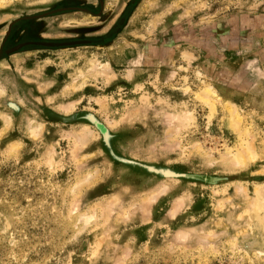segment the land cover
I'll list each match as a JSON object with an SVG mask.
<instances>
[{"label":"rangeland","instance_id":"rangeland-1","mask_svg":"<svg viewBox=\"0 0 264 264\" xmlns=\"http://www.w3.org/2000/svg\"><path fill=\"white\" fill-rule=\"evenodd\" d=\"M62 1L0 0V46ZM47 25L89 43L0 53V264H264V0Z\"/></svg>","mask_w":264,"mask_h":264},{"label":"flooded vegetation","instance_id":"flooded-vegetation-1","mask_svg":"<svg viewBox=\"0 0 264 264\" xmlns=\"http://www.w3.org/2000/svg\"><path fill=\"white\" fill-rule=\"evenodd\" d=\"M66 6V7H65ZM102 9V0H64L60 3L58 7L51 11H45V13H42L40 17H31L30 19H25L24 21H34L38 23H34L33 25H24L22 24V20H20L21 24L17 22L11 24L8 29L7 33L4 35L3 40L1 42L0 46V53H10V52H19L24 50H31V49H42V48H54V47H70L75 46L81 43H89L88 41H68V42H61V43H53L46 39H43V35H39L40 41H31L29 39H32V35L37 36V32L46 33L48 22L50 17L53 15H60L63 13H69V12H79V13H88L92 15H99L101 13ZM124 17V16H123ZM122 20V19H121ZM39 27V28H38ZM15 29L14 32H12V29ZM26 35L21 37L19 41H17V45L14 47H11L10 41H13V36H16L18 33H24L27 32ZM21 35V34H20ZM30 36V37H29ZM12 38V39H11ZM24 38V39H23ZM29 38V39H28ZM23 40V41H22ZM91 43V41H90Z\"/></svg>","mask_w":264,"mask_h":264},{"label":"bare ground","instance_id":"bare-ground-1","mask_svg":"<svg viewBox=\"0 0 264 264\" xmlns=\"http://www.w3.org/2000/svg\"><path fill=\"white\" fill-rule=\"evenodd\" d=\"M250 157V156H249ZM237 158V157H236ZM242 158V157H241ZM238 161V160H237ZM240 162V161H239Z\"/></svg>","mask_w":264,"mask_h":264}]
</instances>
